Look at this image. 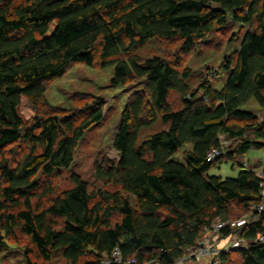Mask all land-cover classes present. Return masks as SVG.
Instances as JSON below:
<instances>
[{"label": "trees", "instance_id": "1", "mask_svg": "<svg viewBox=\"0 0 264 264\" xmlns=\"http://www.w3.org/2000/svg\"><path fill=\"white\" fill-rule=\"evenodd\" d=\"M232 23L244 27L234 55L194 88L180 56ZM156 40H178L177 59L144 55ZM76 64L113 67L109 86L140 88L121 109L119 160L96 165L100 185L74 173L72 187L42 190L105 117L93 93L68 107L46 97ZM251 100L264 109V0H0V264L8 243L24 238L23 264H104L116 249L124 264H178L218 221L236 224L214 242L243 246L205 264H264V169L239 160L264 149V116L243 108ZM213 148L222 153L209 162ZM225 159L238 174H210Z\"/></svg>", "mask_w": 264, "mask_h": 264}, {"label": "rangeland", "instance_id": "2", "mask_svg": "<svg viewBox=\"0 0 264 264\" xmlns=\"http://www.w3.org/2000/svg\"><path fill=\"white\" fill-rule=\"evenodd\" d=\"M243 28L242 25L234 23H232V26L227 25L216 28L207 38L199 42L190 53L180 56L179 66L181 68H192L195 70L191 80L194 88H197L203 76L208 72H217L226 56L234 55L235 48L239 45L240 31L244 30ZM179 45L178 40H156L150 42L142 53L144 55L160 54L173 62L177 59L176 53L179 52ZM113 70V67L100 69L87 64H76L47 89L46 97L48 100L55 105L65 107L71 105L73 97H78L79 92H90L98 95L105 103V117L101 123L93 126L86 133L76 150L74 163L68 170H62L57 175L45 178L46 182L42 178V182H44L42 190L50 186L56 191L62 192L72 187L73 183L70 177L74 173L79 174L92 187L100 185L95 175L96 165L98 163L103 164L106 162L105 160H119L120 154L114 147V138L120 125L121 109L128 95L137 91L140 86L138 83H131L124 89L109 86ZM227 75V72H222L220 76H215L213 85L216 88H222ZM171 100L179 102V97L176 94ZM26 106L23 108L24 115L33 117L34 111L29 110L28 106ZM243 108L256 112L260 119L264 116V109L259 106L256 100H251ZM17 146L21 148V145ZM239 160L248 163L250 167H255L257 172H261L264 169V149H251L248 153L240 156ZM259 163H261L260 167H257ZM240 169L241 166L237 162L225 159L221 163L216 164L211 169L210 174L234 177ZM28 243L26 238L19 240L17 243L10 241L2 252L1 264H23L24 251ZM189 256L190 254L180 260L179 264H200ZM202 261L204 262L206 259ZM44 264L66 263L61 259H55Z\"/></svg>", "mask_w": 264, "mask_h": 264}, {"label": "built area", "instance_id": "3", "mask_svg": "<svg viewBox=\"0 0 264 264\" xmlns=\"http://www.w3.org/2000/svg\"><path fill=\"white\" fill-rule=\"evenodd\" d=\"M222 143H223L222 149H224L225 147H227L229 145V141L227 139H224V138L222 139ZM220 153H222V151H220V149L213 148L208 153L207 160L209 162H214L216 160V158L220 155ZM245 165L248 166V163H245ZM256 208L258 210H261V211L264 210V191H263V198H262L260 204ZM227 224L234 226L236 224V222L229 223V222L218 221V223H216L214 225V228L212 231L207 230L205 232L204 238L201 240L199 245L191 252L189 257L192 258L193 260H197V262L200 264H205L207 262H213V261L217 262L219 255L223 250H227L229 248L237 249V248L242 247L243 242L239 238L228 239V241L226 243L227 246H224V247H220V245L218 243L214 242L215 239H218V235L216 236L215 233H217V231L219 229H221L222 227H224ZM224 240H227V239H224ZM261 240H264V238H261ZM204 259H206V261L203 262L202 260H204ZM112 262L115 264H124L125 263L123 261V258L120 256L118 249H116L113 252V254L111 255L110 258H107L104 260V264H110ZM127 263L137 264L135 260H130ZM143 264H157V263L155 261H147Z\"/></svg>", "mask_w": 264, "mask_h": 264}, {"label": "crops", "instance_id": "4", "mask_svg": "<svg viewBox=\"0 0 264 264\" xmlns=\"http://www.w3.org/2000/svg\"><path fill=\"white\" fill-rule=\"evenodd\" d=\"M260 164L261 163H259V166H260ZM257 166H258V164H257ZM227 241H228V239L227 240H220V241H217L216 243H218L219 245H220V247H224V246H227ZM222 243H224V244H222Z\"/></svg>", "mask_w": 264, "mask_h": 264}]
</instances>
